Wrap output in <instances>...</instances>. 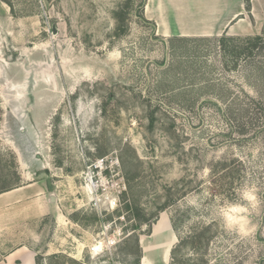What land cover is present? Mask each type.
I'll list each match as a JSON object with an SVG mask.
<instances>
[{"label":"rangeland","instance_id":"1","mask_svg":"<svg viewBox=\"0 0 264 264\" xmlns=\"http://www.w3.org/2000/svg\"><path fill=\"white\" fill-rule=\"evenodd\" d=\"M150 2L146 15L148 0H0V190L47 185L38 264H128L124 192L153 221L135 231L146 264H169L182 209L183 235L213 224L210 263H263L264 25L252 56L234 57L221 36H162ZM222 163L232 182L215 183ZM231 205L243 231L226 227Z\"/></svg>","mask_w":264,"mask_h":264},{"label":"crops","instance_id":"2","mask_svg":"<svg viewBox=\"0 0 264 264\" xmlns=\"http://www.w3.org/2000/svg\"><path fill=\"white\" fill-rule=\"evenodd\" d=\"M153 15L161 35L210 38L257 36L264 21V0H152ZM151 2L145 6L150 11ZM263 11V13H261ZM47 185L28 184L0 190V264H37L38 235L30 230L33 220L47 218ZM52 208V209H51ZM56 221L59 219L55 217ZM42 231L39 228V241ZM45 245V244H44Z\"/></svg>","mask_w":264,"mask_h":264},{"label":"trees","instance_id":"3","mask_svg":"<svg viewBox=\"0 0 264 264\" xmlns=\"http://www.w3.org/2000/svg\"><path fill=\"white\" fill-rule=\"evenodd\" d=\"M143 6V4H142ZM141 6V7H142ZM143 8V7H142ZM115 17L117 19V22H120V20L123 19V15L121 11L119 13H115ZM123 32V25H120L118 23L117 25V35L122 34ZM193 39H199L202 40L204 38H193ZM206 39V38H205ZM263 37L261 36H254V37H246V38H240V37H227L226 35H222L217 42L219 43L220 50L224 54L227 52L229 54H233L234 57H240L241 55L247 54V58L249 56H252V52L257 49L258 44L262 42ZM185 41V40H182ZM237 43L238 45H230L233 43ZM261 45L264 48V42L261 43ZM262 47L259 48V51ZM262 48V49H263ZM264 75V69L262 70ZM264 87V82H263ZM264 90V89H263ZM261 96L264 97V92L261 93ZM229 98V97H228ZM231 98L228 99L227 102V109L228 111L226 113H229L231 115L230 106L234 105L232 103ZM211 104V102H209ZM241 109L237 110L240 119L237 117L234 118V120H239L241 122V127L244 126V122L242 121L245 114L248 113V108L245 106V104H238ZM243 106L246 107V109H243ZM261 104L257 105V107H260ZM263 113L264 109H260ZM264 118V113L263 115ZM150 121L151 125H153L154 119L153 114H150ZM243 131H241L242 133ZM216 170H214L213 174L215 175V183H221L223 182H232V178L234 176L235 170L234 167L227 165L226 163H222L216 166ZM126 184L127 187L130 190L129 186V180L126 178ZM126 195V192H124L121 196L123 198V206L126 210V216L128 220H131V216L137 220V223L135 225H131V232L125 236V238L121 241L119 247L120 251L125 253V257L130 260L128 264H141L142 260V248L140 246L139 236L135 234L136 230H140L141 224H144L148 228V233H150L151 230V223L149 222V219L146 217H141V220H139L138 213H133V207L135 206L131 202L124 201V197ZM172 199L167 200L159 209L160 212H163L169 204L172 202ZM191 209H182L176 212L172 218H171V227L176 237V244L172 246L170 250V262L169 264H213L210 263V258L212 255H210V242L212 240V227L213 224H199L196 225L191 229V232L188 235H183L181 233L182 228L186 223H189L191 220L190 215ZM119 217V215L117 216ZM156 218V217H155ZM74 220V219H73ZM155 220V219H154ZM169 255V254H168ZM216 260V259H215ZM264 264V258L262 260ZM38 264V263H37ZM71 264H77L75 261H71Z\"/></svg>","mask_w":264,"mask_h":264},{"label":"clouds","instance_id":"4","mask_svg":"<svg viewBox=\"0 0 264 264\" xmlns=\"http://www.w3.org/2000/svg\"><path fill=\"white\" fill-rule=\"evenodd\" d=\"M249 193H242V198L247 199ZM240 205H231L223 211L226 227H235L241 231L246 226L247 220L243 213L240 211Z\"/></svg>","mask_w":264,"mask_h":264},{"label":"bare ground","instance_id":"5","mask_svg":"<svg viewBox=\"0 0 264 264\" xmlns=\"http://www.w3.org/2000/svg\"><path fill=\"white\" fill-rule=\"evenodd\" d=\"M172 240H173V238H172ZM171 243H173V242H171ZM171 243H169L168 245H166V247L164 249V261L167 260V257H168V254H169V250H170V244ZM96 249H98V248H95V250ZM141 263L142 264H146V260L145 259H142V262Z\"/></svg>","mask_w":264,"mask_h":264}]
</instances>
